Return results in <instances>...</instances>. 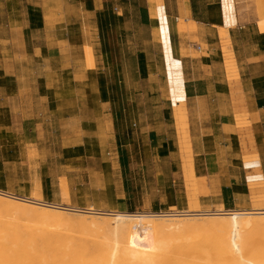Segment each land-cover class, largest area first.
<instances>
[{"label":"crops","instance_id":"1","mask_svg":"<svg viewBox=\"0 0 264 264\" xmlns=\"http://www.w3.org/2000/svg\"><path fill=\"white\" fill-rule=\"evenodd\" d=\"M21 1L0 0V23L1 8L5 5L7 9V20L0 26L3 42L12 46L14 52L16 47L20 53L26 52L29 46L32 54H40L38 57L56 65L60 63V68L55 67L52 71L50 80L55 74L62 85L65 76V94L71 91L72 83H79V77L82 82H94L101 58L93 54L95 68L89 69L85 52L81 49V53L72 54L75 49L73 39L61 33L68 31V24L76 16L77 9L66 2L59 13L49 4L52 0H40V3L27 2L30 10L22 7ZM252 1L251 12H240L239 8L234 12L235 24L228 28L229 40H226L220 32L226 26L222 2L219 3V16H216L212 3L197 7L199 2L193 0H163L172 59L179 63L184 87L185 98L179 104L185 115L184 133L177 120L179 108L174 104L173 84L158 32L160 23L150 14L149 0H145L139 10L137 34L141 32L145 37L143 48L129 52L135 62L133 76L136 86L141 85L136 90L146 103L144 108L153 113L160 111L159 116L152 117V121H147L140 130L146 134L144 153H156L158 158L166 159L172 168H177L167 167L156 182L159 189L180 187L183 208L187 210L191 202L183 174L184 153L188 152L186 145L192 153L202 207L250 209L255 197L264 195V33L258 28V21L264 19V0ZM34 6L40 10L37 9V13L44 16L43 30L45 27L50 31L44 36L39 34L40 21L32 19L37 16ZM91 13L94 9L87 11V14ZM208 13H211L210 18L201 17ZM181 20L187 24L186 31L179 27ZM189 22L196 23V28L188 27ZM35 39L38 42L35 43ZM79 62L81 66L75 67ZM3 70L6 78H19L10 66ZM21 92L19 89L16 99L21 110L23 140L26 145L39 147L47 139L48 133L44 131L48 126L47 119L37 121L40 117L26 116V110L33 108L25 109L24 102L32 103L34 99L28 95L26 100L21 98ZM51 94L54 95L53 92L42 93L35 98V103L49 101ZM100 108L106 112V100L100 101ZM103 121L99 134L97 127L90 128L89 121L83 120L79 131L81 138L73 137L71 145L67 139L69 146L64 153H103L107 163V156L115 158L116 153H123L114 134L112 119L103 114ZM86 123L88 126L84 128ZM167 206L171 207L170 204Z\"/></svg>","mask_w":264,"mask_h":264},{"label":"rangeland","instance_id":"2","mask_svg":"<svg viewBox=\"0 0 264 264\" xmlns=\"http://www.w3.org/2000/svg\"><path fill=\"white\" fill-rule=\"evenodd\" d=\"M193 1L199 2L195 4L197 7L214 4L215 15L219 16V3L222 0ZM27 2L40 3V0H22L21 6L30 8ZM66 2L78 12L69 22L68 31L61 33L73 39L75 49L72 54L81 53L82 49L87 55L86 50L92 49L93 54L101 58L100 70L96 71L94 82H82L79 77V83H72L71 91L65 94V76L62 85L57 82L59 79L55 74L54 79L50 80L52 71L55 67L60 68V63L56 65L44 57H38L40 54H32L29 46L26 52L20 53L18 47L14 52L12 46L3 42V32L0 33V190L32 197L39 192V186L45 202L81 209L94 207L130 213H162L171 208L186 211L180 187L159 189L156 182L167 167L172 168L171 163L158 158L156 153H144L146 147L143 138L146 134L140 130L147 121H152V117L160 115L159 110L153 113V110L144 108L146 103L138 96L141 85L136 86L133 76L135 62L131 60L132 54H129L143 48L145 34H137V21L145 0H52L49 4L55 7L53 11L62 13ZM234 2V12L237 8L240 12L252 11V0ZM3 7L0 26L7 20V9L5 5ZM33 9L36 13L37 9L40 11L37 7ZM93 9L94 13L87 14L88 10ZM201 17L210 18L211 13L201 14ZM32 19L40 21V35L50 32L45 27L43 30L42 13H37ZM7 66L16 70L19 78H6L3 69ZM76 66L80 67L81 63ZM47 86L51 88L46 90ZM19 89L22 91L21 98L26 100L28 95L34 99L32 103L24 102L25 109L33 108L26 110V116L40 117L37 121L47 119L48 126L44 128L48 133L47 139L39 147L26 145L23 140L21 110L16 99ZM45 92H53L54 95L51 94L49 101L35 103V98ZM101 100L107 101L106 112L100 108ZM103 114L112 119L114 134L123 153H116L115 158L107 156L108 163L105 157L103 160V153H64L73 137L81 138L79 131L83 120L89 121L90 128L97 127L100 134ZM87 123L84 128L88 126ZM67 139L71 141L68 146ZM244 209L249 208L238 210Z\"/></svg>","mask_w":264,"mask_h":264},{"label":"bare ground","instance_id":"3","mask_svg":"<svg viewBox=\"0 0 264 264\" xmlns=\"http://www.w3.org/2000/svg\"><path fill=\"white\" fill-rule=\"evenodd\" d=\"M229 40L235 24L234 0H222ZM150 14L160 23L173 84L177 120L184 133V101L179 63L172 59L163 0L150 1ZM183 21V20H181ZM187 24L181 22V31ZM188 27L196 28L189 22ZM264 33V19L258 21ZM95 68L92 49L86 50ZM184 153L183 174L191 206L162 213H130L77 208L45 202L37 186L32 197L0 190V264H264V195L250 209L203 210L198 196L192 153Z\"/></svg>","mask_w":264,"mask_h":264}]
</instances>
